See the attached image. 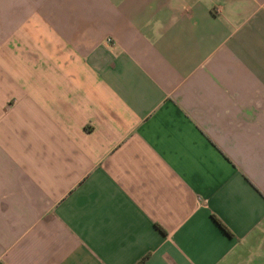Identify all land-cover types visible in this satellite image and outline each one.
I'll list each match as a JSON object with an SVG mask.
<instances>
[{"label": "crops", "instance_id": "crops-1", "mask_svg": "<svg viewBox=\"0 0 264 264\" xmlns=\"http://www.w3.org/2000/svg\"><path fill=\"white\" fill-rule=\"evenodd\" d=\"M0 264H264V0H0Z\"/></svg>", "mask_w": 264, "mask_h": 264}, {"label": "trees", "instance_id": "trees-1", "mask_svg": "<svg viewBox=\"0 0 264 264\" xmlns=\"http://www.w3.org/2000/svg\"><path fill=\"white\" fill-rule=\"evenodd\" d=\"M221 227H222V229L224 230V231H226V229L222 226V225H220Z\"/></svg>", "mask_w": 264, "mask_h": 264}]
</instances>
